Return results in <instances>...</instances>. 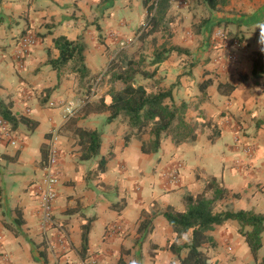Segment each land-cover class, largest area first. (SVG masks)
Here are the masks:
<instances>
[{
  "label": "crops",
  "instance_id": "0c3cea01",
  "mask_svg": "<svg viewBox=\"0 0 264 264\" xmlns=\"http://www.w3.org/2000/svg\"><path fill=\"white\" fill-rule=\"evenodd\" d=\"M188 1L202 7L203 13L185 11L177 17L175 8L184 2L171 0L170 35L164 31L145 40L155 44L159 35V45L168 43L187 51L195 45H201L199 52L207 45L219 47L210 53L223 55L221 60L216 58L220 75L213 73L212 65L198 63L205 54H197L199 61H191L195 64L192 70H182L181 55L172 54L159 65L155 76L160 88H172L177 104L187 103L188 121L202 117L210 120L213 128H202L194 143L176 146L166 138L157 153L145 154L137 137L125 144V123H106L107 112H79L70 122L101 129V155L110 150L113 153L104 177L96 180L90 173L95 162L80 161L73 124L67 122L63 111L66 104L58 106L69 102L77 88L74 74L61 70L58 81L56 71L46 61L58 56L52 42L55 36L72 41L81 38L87 45L85 63L91 54L93 61L106 56L104 50L114 46L94 42L103 36L100 19L113 18L109 10L113 0L104 4L99 0H0V99L12 106L13 113L38 123L33 131L23 124L14 131L8 126L11 141L0 139V264H6L4 259L7 264H174L175 258L167 249L174 236L162 213L167 207L183 211V196L200 193L212 178L222 181L229 191L230 200L226 201L230 209L264 214V73L258 85L240 81L243 75H250L254 53L264 48V0H227L211 14L196 0ZM132 6V0H124L126 17L117 20L108 37L141 29L146 12L141 3V13L133 15ZM207 18V24L195 34L192 25ZM181 19L184 22L177 23ZM220 28L228 33V44L214 39V31ZM233 43H238L237 49L230 46ZM215 47L209 46V50ZM229 51L236 52L237 61L224 69V54ZM109 58L117 59V54ZM172 61L175 67L164 75L162 71ZM198 70H202L200 75ZM226 74L232 76L225 79ZM210 77L214 84L201 92L199 83ZM218 81L234 83L237 88L222 96L216 90ZM117 83L116 90H120L122 84ZM51 103L55 106L50 107ZM53 129L58 131L60 182L52 205V223L45 225L38 198L44 173L41 146L47 148ZM245 145L252 146L251 157L245 155ZM232 195L237 198L232 199ZM87 218L94 220L84 248L82 223ZM233 222L209 232L215 248H202L214 263L222 255L215 264H243V258L251 262L249 248ZM188 241L184 234L179 243ZM262 243L264 250V236ZM232 256L238 258L230 262Z\"/></svg>",
  "mask_w": 264,
  "mask_h": 264
},
{
  "label": "trees",
  "instance_id": "16d2710c",
  "mask_svg": "<svg viewBox=\"0 0 264 264\" xmlns=\"http://www.w3.org/2000/svg\"><path fill=\"white\" fill-rule=\"evenodd\" d=\"M110 1L99 0V3L104 4ZM196 2L204 6L210 14L219 11L220 7L227 4V0H196ZM141 3L146 16L141 24L142 33L139 39L164 31H167L169 36L168 29L172 22L169 15L172 7L171 0H141ZM208 21L209 18L194 23L192 25L194 33L199 34ZM262 28L264 29V25ZM229 36L232 39L233 35ZM237 41L240 42L241 39ZM52 42L58 56L48 57L46 64L56 71L58 81L60 71L70 66L69 72L78 77L87 89L86 95L89 96L92 82H97L102 74L91 73L87 68L86 43L81 38L72 41L65 36H55ZM187 53V49L168 43L156 46L149 59L143 56L127 58L125 53H117L118 65L106 71L103 77H108L109 83H121L122 88L120 90L110 88L99 97L97 102H91L86 98L77 113L107 112L105 122L112 123L120 120L125 123L128 127V133L124 136L125 144L132 136H135L141 143V152L145 154L157 153L162 141L166 138H171L176 146L188 142L194 143L199 131L204 127L211 128L213 123L202 117H198L194 122L188 121L187 103L181 101L177 104L172 88H160L159 81L155 78L159 65L172 54ZM148 67L152 69L148 70ZM263 73L264 48L254 53L251 73L249 76L243 75L240 81L243 83L250 80L252 84L258 85ZM139 79L146 83L138 82ZM213 84L214 79L210 77L199 83V89L205 92ZM153 85L157 88L154 91L150 88ZM236 88L237 85L231 82L218 81L216 84V90L222 96L231 95ZM11 108L9 103L0 99V117L9 123L10 130H16L20 124L25 125L29 131H33L38 126L36 121L26 115L13 113ZM71 118L67 120L68 123ZM70 123L73 124V135L77 138L80 161H94L90 173H94L96 180H101L107 163L113 158L111 150L107 155H101V129H87L76 126L73 121ZM41 151L44 161L47 154L46 147L42 145ZM229 196L224 183L212 178L206 181L200 193L195 195L187 193L183 196L182 201L185 206L183 211H176L172 207L164 210L162 215L170 225L174 236L173 240L167 244L168 251L175 258L174 264H215L208 252L203 251L202 248L206 250L215 248L216 242L209 232L228 221L238 224L237 234L244 239L255 263L264 264V254L260 259L258 257L263 246L264 214H257L250 210L234 211L229 208H219L217 203L227 200ZM232 197L237 198L236 195ZM93 220L94 218H87L82 223L84 248L88 243V234ZM184 234L188 235L189 241L181 244L179 240Z\"/></svg>",
  "mask_w": 264,
  "mask_h": 264
},
{
  "label": "rangeland",
  "instance_id": "374dc122",
  "mask_svg": "<svg viewBox=\"0 0 264 264\" xmlns=\"http://www.w3.org/2000/svg\"><path fill=\"white\" fill-rule=\"evenodd\" d=\"M178 1H181L184 3H183V5L178 4L179 7L175 8L174 13L177 14V17L179 15H183V13L185 11L194 12L195 14H199V13L202 14L203 13L202 7H199L197 5H193V3L188 1V0H178ZM123 2H124V0H113V4H112L111 8L109 9L112 12L113 18H110V19L105 18L104 20L100 19V22H102V27H104L102 29L103 36L102 35L97 36L96 37L97 39L95 40L94 45L95 44L96 45H106V46L113 45L114 47H113V49L108 50V51L106 49L104 50L107 58H106V56H101L97 60L93 61L91 59L92 54L90 55V58H89V56H87L86 65L92 70V72L97 71L96 73L102 74L97 79V82H95V83L92 82L93 86L90 87L91 91H90L89 96L86 95V90H87L86 87L83 85L82 82L79 81L78 77L76 75H74L73 81L76 83L75 85L77 88H75L74 91H72L73 93L71 94V99L69 102L74 103L77 107H79V110L82 107L83 103L86 101V98H88V100H90L91 102H93V101L97 102L99 97L101 95H103L107 90H109L110 88L116 89V87H118V85H119L118 83L117 84L109 83L108 77H105V78L103 77V74L106 71H108L109 69L114 68V67H116V65H118L116 58H112L111 60H109L110 59L109 57H111L115 53L117 54V53L121 52V53H125L127 58L128 57L138 58L140 56H143L146 59H149L152 56L153 49L156 46H158L160 41H161V40H159V35L156 36V43L155 44H151L150 40L146 41L144 38L143 39H141V38L139 39V37L137 38L139 33L140 34L142 33V30L140 28H138L137 30H135L131 34H125V35L120 34V35H118L117 38L108 37V34L110 32H112L113 30H115L114 27H115V23L117 22V20L118 21L122 20V16L126 17L125 12L123 11V7H122ZM132 4H133V6L131 9L134 11L133 15H137V13H141L142 6H141L140 1L139 0H132ZM127 14H129V11H127ZM182 22H184V19H183V21H182V19L177 21V23H179V24H181ZM106 23H110L111 26L105 27L104 24H106ZM211 28H213V27H211ZM114 33H116V32H114ZM110 41H111V43H108ZM90 45H93V43ZM200 46L201 45H195V48L197 50L196 52H198L196 54H194L195 52H193L195 48L194 49L189 48L188 51H190V52H188L187 54H181V57H180L181 61L179 63V66H180V64L182 65V66H180L182 68V70H184V69L185 70H192L191 65H195L193 63L197 59L199 61L197 54H200V55L205 54L206 55V56H204L205 58H203V59L200 58V61L198 63L202 64V66H203V62H204V65H208V64L212 65L211 69H212L213 73L215 75H220L221 73L218 72V70L220 68V64H219V62H216V58L218 60V58L220 56H222V53L218 54L217 57H214L212 55V53H210V51L218 50L219 47L218 46L215 47V45H207V47L202 52H199L198 50H199ZM209 46H214L215 48H213L212 50H209ZM107 49H109V48H107ZM92 51H93V54H95L94 50H92ZM232 52L236 53L235 51H232ZM193 60H194V62L191 63V61H193ZM113 61H114V63H113ZM175 64H176L175 61H172L171 65L169 63V66H167V69L163 70L162 73H164V75H168L169 69L172 67H175L174 66ZM151 69L152 68L148 67V70H151ZM224 69H229V68L224 67ZM69 71H70V66H66L63 69L64 73L66 72L68 75L72 74ZM176 72H178V70ZM201 72H202V70L201 71L198 70L199 75L201 74ZM225 72L230 73L229 71H225ZM224 76L226 79L229 75L226 74ZM231 76H232V74L229 77H231ZM142 81L143 80H141V79L138 80V82H140V83H142ZM148 86H149V84H148ZM150 88L153 91L157 89L154 85L151 86ZM70 89H72V88L70 86H68V88H66V91L68 93H70ZM76 89H77V91H76ZM69 102L59 104L58 106H62V105L67 104ZM242 129L246 130L243 126H242ZM240 131L241 130H239V132ZM245 149H249L248 157H251L253 155L252 146L251 145H245L244 150ZM231 198L234 199L233 197H231ZM227 200H230V199H227ZM217 205L219 208H229L230 209V204H228V201H226V200L217 203ZM233 223H236V222H233ZM237 229H236V232H237ZM263 254H264V250H260L259 255H258L259 259L263 256ZM227 255H229V254H227ZM227 255H225L224 258H226ZM221 256L222 255H220V254L218 255V257H217L218 259L216 260L215 263H219L222 260ZM236 258H238V256H232L230 259V262H234V260H236ZM250 259H251V262H249V263L246 262V258L241 259V262H243V264H256L252 256H250Z\"/></svg>",
  "mask_w": 264,
  "mask_h": 264
},
{
  "label": "built area",
  "instance_id": "2783aa9c",
  "mask_svg": "<svg viewBox=\"0 0 264 264\" xmlns=\"http://www.w3.org/2000/svg\"><path fill=\"white\" fill-rule=\"evenodd\" d=\"M214 39L216 41H221L224 43H229V37L228 33L224 29H216L214 31ZM233 46L235 49L238 48V43H233ZM229 46V45H228ZM225 58L223 61V67H230L232 63H235L237 61V56L234 52H226ZM223 56V55H222ZM220 56L218 59L221 60ZM54 105L51 103L50 107H53ZM79 110V107H77L74 103H67L64 106V114L66 120L73 117ZM10 126L7 121L2 119L0 117V129L2 128V137L0 139L11 141L10 137V130L7 131V127ZM6 129V130H5ZM7 131V132H5ZM57 130L53 129L51 137L49 139L48 146L46 148V158L43 161V177L41 179L40 185H39V192H38V198L41 208V219L43 224L48 225L52 223V205L57 198V186L59 185L60 178H59V172H58V161L60 157V151L58 148V142H57ZM245 155L248 156L249 149L244 150ZM4 262L7 264V259H4Z\"/></svg>",
  "mask_w": 264,
  "mask_h": 264
}]
</instances>
